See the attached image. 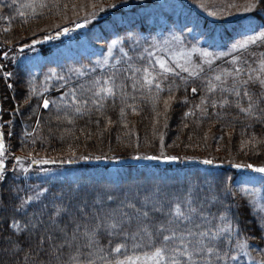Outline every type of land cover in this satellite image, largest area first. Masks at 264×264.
I'll use <instances>...</instances> for the list:
<instances>
[{
	"label": "snow or ice",
	"instance_id": "1",
	"mask_svg": "<svg viewBox=\"0 0 264 264\" xmlns=\"http://www.w3.org/2000/svg\"><path fill=\"white\" fill-rule=\"evenodd\" d=\"M183 2L179 0L177 7ZM166 6L155 0H111L106 4L96 0L91 4L93 11L83 19L73 21L71 27L57 25L54 35H44L43 40L50 41L83 29L106 9L115 10L109 13L111 15L119 13L113 27L124 29L123 34L118 33L107 42V53L97 57L93 65L69 69L81 77L95 73L97 68L105 71L65 94L63 108L56 105L58 113L63 111V117L58 114L57 120L72 123L75 116L92 110L89 105L101 111L109 99L115 102L117 96L123 105L120 114L124 117L125 108L133 113L137 111V94H146L154 105L162 100L166 114L181 85L187 90L189 79L193 83L200 79L204 95L194 107L203 116L208 115L209 107L223 109L234 105L250 121L264 124V52L252 61L233 55L232 68L212 71L213 61L230 53L210 50L211 45L205 48L194 44L191 49L185 48L183 34L196 30L199 25L195 22L185 21L176 31L179 19L165 13V24L172 26L170 35L162 41L152 35L158 26L154 16ZM199 6L204 8L203 4ZM60 7L59 0L0 2V19L11 21L16 18L12 15L15 12L22 23H27L29 17L36 18L50 8H56V14L67 19L69 4L63 5L64 13L59 11ZM72 8L75 10L76 5ZM4 9L11 11L3 15ZM239 10L252 14L246 29V33L251 34L232 43L230 52L246 51L250 45L264 47V0H245ZM208 15L215 17L217 13L208 11ZM10 27L11 24L4 31ZM126 43L130 44V49L125 48ZM170 44L177 47L173 49ZM117 45L121 55L114 57L113 49ZM129 51L135 53V59ZM194 53L199 54V62L193 59ZM252 55L255 57L256 53ZM4 56L7 58V53ZM204 65L208 66L209 75H204ZM85 67L88 72L84 71ZM13 75L4 71L5 79ZM56 75L52 71L45 80ZM197 90L195 86L191 88L193 93ZM165 91L168 95L161 96ZM217 92L219 98L215 96ZM183 101L187 103L186 96ZM50 103L56 102L43 99V108L48 109ZM193 114L194 109H189L184 116ZM36 124L39 125V120ZM8 135H12L11 131ZM246 143L257 151L256 146L264 144V136L257 138L252 133L248 141L241 142L242 148ZM5 155L4 133L0 131V181L6 179ZM129 158L168 165L183 161L189 166L172 175L157 170L128 179L120 168H105L94 174L80 173L70 180L65 177L55 186L42 181L26 189L10 187L9 214H4L8 212L9 203L0 200V264H264V164L256 166L229 160L231 167L256 174L237 183L233 177L219 174L213 158L167 154L163 137L158 154L137 151ZM76 160L119 164L121 157L104 153L77 156L71 151L61 160L32 159L31 164L71 165ZM15 161L14 169L18 165L23 172H28L30 165L25 166L20 157H15ZM38 171L47 175L44 169ZM68 171L65 169L64 173ZM239 200H244V206L256 220L259 235H252L241 227L236 211L241 206Z\"/></svg>",
	"mask_w": 264,
	"mask_h": 264
},
{
	"label": "trees",
	"instance_id": "2",
	"mask_svg": "<svg viewBox=\"0 0 264 264\" xmlns=\"http://www.w3.org/2000/svg\"><path fill=\"white\" fill-rule=\"evenodd\" d=\"M75 0H59L60 12L65 11L63 5L65 3L71 4ZM0 2H11V0H0ZM54 2V0H50ZM162 4V3H160ZM69 8V7H68ZM5 12L10 13L11 10L4 9ZM56 8L43 10V15H39L41 19L44 16L50 14L59 15ZM47 13V14H46ZM172 16V11L168 7L162 10H157L154 19L158 22L156 30L152 35L157 39L163 40L170 35L169 30L171 24H165L164 14ZM15 25L21 22L22 19L15 13ZM53 16V15H52ZM30 20H36L29 17ZM119 20V13L115 15H109L98 22L92 23L89 28L86 38L93 44L97 45V48L86 47L84 51L80 48L82 45L80 40H77L76 45H69L67 47V59L65 57L53 56L46 54L41 56L39 61H35V70L30 71V66L26 63H9L6 65L8 71L13 72L14 75L9 79L12 81L11 93H7L8 98L6 105L9 108L14 109V115H12V124L10 129L12 135L10 141L4 139L7 144V149L12 152L17 151H33L38 149H47L51 152L56 147L73 146L83 148L87 152H97V154L106 153L107 155H115L118 157H127L135 154L137 151L141 154L159 153L161 137H163L164 150L167 154L183 156L185 153H198L200 155V149L204 152L211 149H219L224 154L230 153L229 159L232 162H241L244 152H239L242 141H248L251 134L255 133L257 138L264 135V124L250 121L243 113H239V110L234 106H225L221 109L219 106L216 109L208 108V115L203 116L199 109H195V105L200 102L201 95H204L202 91V81L197 79L195 83L191 79L188 81L187 90L181 85L179 90L175 93V99L170 101V108L167 113H164L163 101L161 100L154 105L153 100L147 96H141L137 94L135 106L137 111L132 112L130 108H125V116L121 117L120 109L123 107L119 96H117L115 102L109 99L105 107L101 111H96L94 106L89 105L92 108L91 111L85 112L83 115L75 116L72 123L56 117L59 114L63 117V111L57 112L56 105L64 106L65 94L70 89H79L80 85H86L93 75H102L105 70L97 68L95 73H89L83 77L76 75L73 72H69L70 68H79L81 66H91L97 57H101L106 54L107 42L115 38L116 35L123 34V27H113L114 21ZM31 22V21H30ZM181 25V20H179ZM202 21L197 20L199 25ZM26 23L20 24L23 26ZM180 25L177 26L176 31H179ZM191 26V25H190ZM104 27V28H103ZM200 27V25H199ZM198 27V28H199ZM102 29V32L100 29ZM94 29V30H93ZM197 30V29H196ZM196 30L190 34L185 32L184 35V47L191 48L194 44H201L205 46L207 41L198 39L199 35H194ZM91 33H95L97 37H91ZM147 36V33H144ZM233 35V32H227V37ZM151 37H149V40ZM86 40L85 42H87ZM84 41V40H83ZM205 42V43H202ZM228 42V41H226ZM212 47L215 46V42H211ZM99 46L104 48H98ZM126 49H130V44L126 43ZM119 45L113 49L114 57L121 55L119 52ZM140 51V49H137ZM56 52V51H55ZM264 52V47H257L255 45L249 46V49L245 51H238L227 57H222L212 65V71H219L220 69L232 68L231 59L233 55L237 54L242 59L252 61L259 58V53ZM252 53H256L253 57ZM130 55H133L135 59V53L129 51ZM164 54V53H161ZM194 55V54H193ZM113 57V58H114ZM195 60L199 62V58L195 56ZM67 68V73L65 69ZM54 71L57 75L52 76L51 79L45 80V76ZM85 72H88V68H84ZM209 68L204 65V75H209ZM182 75H187L182 73ZM60 76L65 79H59ZM176 83H180L179 78H176ZM197 87V92L191 91L192 87ZM35 89V91H33ZM255 90L259 91L258 86H255ZM8 91V90H7ZM129 91H131L129 89ZM79 95V92H78ZM167 91L161 93V96L166 97ZM225 95H228L225 93ZM187 97V103L183 101V97ZM216 98L220 97V93L215 94ZM12 97V99H11ZM14 97V98H13ZM43 99L55 101V104L49 105L48 109L40 108ZM229 99H233L229 96ZM69 103L71 98L68 97ZM129 103H132L129 100ZM243 103L246 104V101ZM189 109H194V114L187 117L184 113ZM159 113V115H157ZM9 117V115H8ZM39 120V125H36L35 131L30 136H25L22 132L21 125L25 124L27 129L30 130L32 125ZM110 121V122H109ZM252 124V127H245L248 124ZM187 125V126H185ZM205 136L207 137L205 139ZM35 141V143H33ZM10 142V143H9ZM242 148V146H241ZM246 149V146L243 147ZM241 153V154H240ZM239 154V155H238ZM222 162V161H221ZM228 163V160L223 161L222 164ZM229 164V163H228ZM58 165L51 167L42 173H36L33 175L15 176L12 172L6 174V179L0 182V200L7 201L9 203L8 212L10 213L11 200L9 197L8 189L10 187H18L26 189L30 185L41 184L42 181L51 183L53 186L58 182L63 181L65 177L69 180L73 176L80 173L94 174L99 170L105 168L111 170L108 166L97 167L92 165L79 164L74 167L57 168ZM188 166H136L131 164L117 166L120 168L125 179L136 178L142 174H150L153 171L163 170L168 175H172L174 172H182L187 169ZM69 170L64 173V170ZM221 176L227 175L233 177L237 183L246 176L243 174L235 173L232 169L217 168ZM61 173H64L61 175ZM21 196L24 192L20 193ZM244 200H239L241 205L236 211L239 213V220L241 227L245 228L252 235H259V228L256 220L249 214L248 207L244 206ZM255 243V241H253Z\"/></svg>",
	"mask_w": 264,
	"mask_h": 264
},
{
	"label": "rangeland",
	"instance_id": "3",
	"mask_svg": "<svg viewBox=\"0 0 264 264\" xmlns=\"http://www.w3.org/2000/svg\"><path fill=\"white\" fill-rule=\"evenodd\" d=\"M93 2H96V0H75L73 4L76 5V9L73 10L72 6H69V8L66 10L67 19L64 18V15H54L53 13L47 16H44L41 19L40 16H37L34 20L28 19V22L22 25V21L18 22L17 25H15V20H2L0 19V65L3 67H0V131L4 133V139H7L10 141V137L8 135V130L11 127V124L13 122L12 115H14V109L9 108V106L6 105L5 102H7L8 98L6 97L7 93H11V87H9V84H12V81L8 78H4V71L8 68L6 67L9 63H30L29 65H35V61H39L41 56L46 55L47 53L53 56L58 57H65L67 59V47L69 45H76L77 40L82 41L80 48L82 51L86 49V47H96L97 45L91 43L87 38L86 34H88V29L93 28L95 26H90L94 22H98L99 20L111 15L109 13H113L115 10L112 9H106L104 13H98L97 19L93 20L87 27L77 30L75 32H70L67 38H64L61 36V38L55 41V39L50 41H44L43 37L44 35H54L55 31H57V25L63 26H72V22L78 19H83L87 13H90L93 11V8L91 7V4ZM99 2L102 3H109L111 0H99ZM156 3H162L166 4L170 11H172V18L173 19H179L181 20V24H183L185 21H192L197 24V20H201L202 23H200V27L197 28V32H195L194 35H199L197 38L202 39L203 41H207L208 44L205 46L201 44H197L199 47H209L211 45V42L216 44V46L211 47L210 50H214L216 52H226L233 54L235 52H230V45L234 42L240 41L245 34H251L246 33V29L249 28L248 18L252 15L249 13H244L243 11L239 10V6L243 5L245 3V0H184L183 4L177 7L179 0H155ZM71 4V5H73ZM203 4L204 8H201L199 5ZM230 4H235L237 7H228ZM208 11H215L217 15L215 17L208 15ZM44 12H46V9H44ZM65 11L61 12L64 13ZM3 15H8V12H5L3 10ZM47 14V13H46ZM53 15V16H52ZM31 21V22H30ZM11 24V27L8 31H4L8 25ZM178 24L177 26H179ZM104 28V27H103ZM100 31L102 32V29ZM94 30V29H93ZM233 32V35L227 37V32ZM84 33V34H83ZM91 37H97L95 33H91ZM38 40L40 43H37L33 45V41ZM84 40V41H83ZM88 40L87 42H85ZM162 41V40H161ZM228 41V42H226ZM205 43V42H202ZM52 44V45H51ZM55 44V45H54ZM27 45V47L25 46ZM47 45V46H43ZM54 45V46H53ZM212 46V45H211ZM251 46V45H250ZM169 47H172L175 49L177 46L175 44H170ZM98 48H104L99 46ZM21 49H23L21 51ZM191 49V48H187ZM44 51V53L42 52ZM56 51V52H55ZM246 52V51H245ZM4 53H7V58H5ZM229 54V55H230ZM195 56L199 58L198 53H194ZM193 55V59L195 60V57ZM237 55V54H235ZM228 55L221 56L213 61L216 62L222 57H227ZM232 59V57L228 58L227 60ZM67 73V68L65 69V72ZM8 90V91H7ZM14 98V97H13ZM12 99V97H11ZM40 108H43V101L41 102ZM9 115V117H8ZM36 122L32 125L31 129L28 130L26 125H21L22 132L25 134V136H30L36 128ZM264 136V135H263ZM260 138V137H259ZM5 141V140H4ZM10 143V142H9ZM63 147H56L52 152L51 150L47 149H38L33 151H17L12 152L7 149V144L5 142V148H6V155H5V165H6V171L5 175L7 173L12 172L15 176H26V175H33L36 173H42L38 171L39 169H44L45 171L52 169L51 167L58 165L57 168L54 169H60V168H67L68 167H74L79 164L82 165H92V166H108L110 169H114L117 166H120L122 164H134V165H151V166H178V165H184L189 166L186 162H177L172 165L159 163L154 161H137L127 157H121L119 164H114L110 161H95V160H89V161H82V160H76L75 163L69 165V164H46V165H33L31 164L32 159H40V158H51L55 160H61L66 158L68 155L71 154V151H74L77 156L82 154H92L96 155L97 152H87L82 147H73V146H65ZM246 149L239 148V152H244L241 156L242 160L238 163H252L256 166H261L264 164V144L257 145V151L252 150L251 144H245ZM71 148V151H70ZM160 150V149H159ZM200 155L198 153H185L184 155H194L199 156L201 158L208 156L210 158H213L217 164L214 166L224 167L223 165H230L228 163L222 164L225 160H230L229 157L231 156L230 153L224 154L223 151L219 149H209L206 152L203 151V149L199 150ZM106 154V153H105ZM151 154H158V153H151ZM180 153H177V155ZM241 154V153H240ZM134 155V154H133ZM239 155V154H238ZM112 156V155H109ZM15 157H20L23 164L28 167V172L25 173L22 171V169L17 165L14 169V165L16 164ZM222 161V162H221ZM232 161V160H231ZM234 163V162H233ZM230 168L235 173L244 174L246 176L248 175H256L254 173H251L250 171L245 172L244 170H237L233 167ZM1 182V181H0Z\"/></svg>",
	"mask_w": 264,
	"mask_h": 264
}]
</instances>
